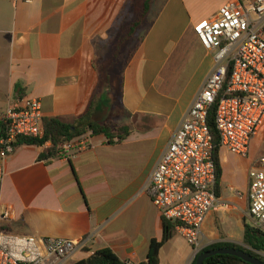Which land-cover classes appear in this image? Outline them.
<instances>
[{"label":"crops","instance_id":"obj_1","mask_svg":"<svg viewBox=\"0 0 264 264\" xmlns=\"http://www.w3.org/2000/svg\"><path fill=\"white\" fill-rule=\"evenodd\" d=\"M229 1L208 9L198 0H152L144 18L145 0H0V121L10 103L31 97L43 119L75 125L93 106L114 130L111 139L88 131L73 140L75 151L51 160L41 158L51 143L17 142L4 162L1 212L10 217L0 231L83 242L63 264L104 249L124 263L146 262L164 236L149 181L216 66L194 28ZM263 155L220 149V207L204 221L199 251L244 246L254 224L249 173ZM195 255L177 232L160 264H190Z\"/></svg>","mask_w":264,"mask_h":264},{"label":"built area","instance_id":"obj_2","mask_svg":"<svg viewBox=\"0 0 264 264\" xmlns=\"http://www.w3.org/2000/svg\"><path fill=\"white\" fill-rule=\"evenodd\" d=\"M32 4L34 0H22ZM195 33L207 51L215 52V69L190 108L181 127L154 170L148 193L162 218L176 225L199 252L206 217L220 207L213 137L207 118L217 104L215 124L221 147L248 157L252 141L264 129V0H232ZM0 220L5 160L21 138L43 137L41 101L24 97L10 103L0 121ZM79 147L64 143L61 156ZM249 215L264 230V155L252 166ZM83 242L18 236L0 231V264H63ZM126 264H135L127 262Z\"/></svg>","mask_w":264,"mask_h":264},{"label":"trees","instance_id":"obj_3","mask_svg":"<svg viewBox=\"0 0 264 264\" xmlns=\"http://www.w3.org/2000/svg\"><path fill=\"white\" fill-rule=\"evenodd\" d=\"M152 0H145L144 4V18H146ZM217 104L213 106L210 110L207 118V123L213 137L214 144V160L217 168V190L219 188V182L221 178V167H220V159L219 152L221 147V140L218 134V130L215 124V116H216ZM94 108L91 106L87 114H85L82 118L78 120V123L75 125L66 124L59 119H43L42 129H43V137L42 138H21L18 141V144H26V145H35V146H44L46 143H51L50 147L47 148L43 153L41 158L44 160H51L56 157L61 156V146L70 142L84 133L90 131L93 135H104L107 138H112L113 128L112 124L105 122V115L95 114L93 112ZM125 133L121 136L123 139L127 130L124 129ZM5 128L2 123H0V137L4 134ZM176 225L172 222L164 220V236L161 241L153 240L150 245L149 254L147 260L143 264H160V251L161 248L171 240L175 234ZM236 248L243 250L256 258L260 259L264 262V230L255 226L246 225L245 235H244V246H239L231 243H221L212 245L206 249L201 250L198 255L203 252L219 249V248ZM72 264H126L122 262L111 250L104 249L96 252L93 256L86 260H82L79 262H75ZM192 264H196L194 261ZM204 264H248L241 259L236 257L228 256V255H216L208 258Z\"/></svg>","mask_w":264,"mask_h":264},{"label":"water","instance_id":"obj_4","mask_svg":"<svg viewBox=\"0 0 264 264\" xmlns=\"http://www.w3.org/2000/svg\"><path fill=\"white\" fill-rule=\"evenodd\" d=\"M198 253H196L195 258L193 259V261L190 264H192L194 261L196 262V264H204V262L208 258L216 256V255H228V256L236 257V258L241 259L242 261H244L248 264H264L263 261L256 258L255 256H253V255H251V254H249L243 250L236 249V248L224 247V248L206 251L200 255H198Z\"/></svg>","mask_w":264,"mask_h":264},{"label":"rangeland","instance_id":"obj_5","mask_svg":"<svg viewBox=\"0 0 264 264\" xmlns=\"http://www.w3.org/2000/svg\"><path fill=\"white\" fill-rule=\"evenodd\" d=\"M198 1H204V4L206 8L211 9L212 7L220 4L222 0H198ZM150 22V17L147 19V21L144 22L143 24V29L144 32H146L147 26ZM114 88L117 89V86L114 85ZM116 95L118 94V91L114 92ZM3 98H4V93L0 92V115L2 114V111L4 110L3 105ZM251 150L255 151L257 153H261L264 151V129L261 131L260 135L252 141L251 144ZM253 226L257 227L255 223Z\"/></svg>","mask_w":264,"mask_h":264}]
</instances>
